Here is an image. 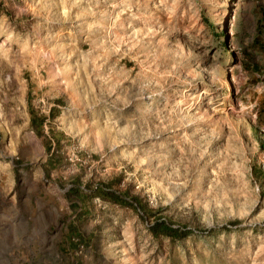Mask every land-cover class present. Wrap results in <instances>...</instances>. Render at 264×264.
I'll use <instances>...</instances> for the list:
<instances>
[{
    "label": "rangeland",
    "instance_id": "1",
    "mask_svg": "<svg viewBox=\"0 0 264 264\" xmlns=\"http://www.w3.org/2000/svg\"><path fill=\"white\" fill-rule=\"evenodd\" d=\"M0 264H264V0H0Z\"/></svg>",
    "mask_w": 264,
    "mask_h": 264
},
{
    "label": "trees",
    "instance_id": "2",
    "mask_svg": "<svg viewBox=\"0 0 264 264\" xmlns=\"http://www.w3.org/2000/svg\"><path fill=\"white\" fill-rule=\"evenodd\" d=\"M30 125L31 126H35L34 120L32 117H30ZM110 194L109 195V200H112V202L117 203V195H115L112 192H106L105 194ZM149 229L151 230L152 233H156V234H162L168 237H172L174 235H176V233L179 234V236H182L184 233L177 231V229H174L172 227H170L168 224H166L165 222H154L152 225L149 226Z\"/></svg>",
    "mask_w": 264,
    "mask_h": 264
}]
</instances>
